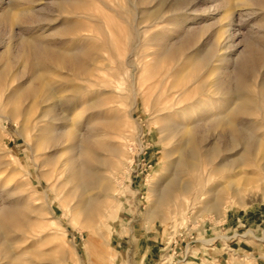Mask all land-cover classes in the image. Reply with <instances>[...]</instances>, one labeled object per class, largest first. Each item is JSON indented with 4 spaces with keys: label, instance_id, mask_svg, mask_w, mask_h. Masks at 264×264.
Returning <instances> with one entry per match:
<instances>
[{
    "label": "rangeland",
    "instance_id": "374dc122",
    "mask_svg": "<svg viewBox=\"0 0 264 264\" xmlns=\"http://www.w3.org/2000/svg\"><path fill=\"white\" fill-rule=\"evenodd\" d=\"M70 1L0 0V209L10 225L0 235L7 257L0 264H264L260 155L210 177L212 189L231 181L241 192L219 214L203 212L206 200L198 199L207 171L241 155L242 146H229L231 129H251L264 145V2L229 0L241 6L225 12L221 0H185L182 9L174 0H118L113 12L98 0ZM24 16L33 23L20 25ZM28 38L41 42V51ZM81 49L94 51L82 60L86 75L59 57ZM249 49L253 56L242 61ZM236 80L243 101L233 92ZM50 90L58 94L44 102ZM61 100L51 109L61 120L48 130V103ZM92 100L99 109L86 108ZM93 114L106 124L97 126L98 140L117 143L122 162L94 216L95 192H81L62 172L77 151L51 146L57 136L62 145L69 136L79 140V126ZM114 121L120 130L109 125ZM191 145L196 155L183 160L198 168L180 178L199 175L196 193L157 205L168 163L179 158L178 147ZM71 165L76 171L75 160Z\"/></svg>",
    "mask_w": 264,
    "mask_h": 264
},
{
    "label": "bare ground",
    "instance_id": "6f19581e",
    "mask_svg": "<svg viewBox=\"0 0 264 264\" xmlns=\"http://www.w3.org/2000/svg\"><path fill=\"white\" fill-rule=\"evenodd\" d=\"M143 1L144 0L139 1L140 4H142ZM98 2L102 8L107 9L109 11H113V12H116L117 11L116 8H119V6H120L118 3V0H117V3H114V1H113V5H114L113 7H110L109 1L98 0ZM186 2L187 1H185V0H174L173 7H175L176 9H177V7L179 9V7H180V9H182L181 7H185L187 5ZM221 2H222V4L220 3V5L225 7V9L223 8L225 10V12H226V10L229 11V10L234 9L235 7L241 6L240 3H239L240 5L239 4L234 5L233 3H230L229 0H225V1L221 0ZM263 2H264V0H248L247 1V3L254 5V6H258V7ZM160 3L162 4V1ZM241 3H243V2L241 1ZM80 4H82V3L78 0H71L70 2H68V5H70L69 7H73V6L78 7V6H80ZM66 5H64V7ZM58 6H60V5H58ZM61 6H63V5H61ZM24 17L25 18L22 17V18L18 19V23L20 25L26 26L27 24L33 23L32 19L30 17H26V16H24ZM261 22H262L261 25L264 26L263 21H261ZM77 28H78V26L76 27V26L72 25V26H69L67 29L72 32V31H75V29H77ZM30 30L31 29H28V31H30ZM28 40H29L28 45H30V47H32V49H34L37 52L41 51V48L43 47V46L42 47L40 46L41 42L39 44H37L36 43L37 40L32 41V39H29V38H28ZM93 52L94 51H90L87 49H81L77 52L72 50L69 53L60 55L59 57H61L63 59L66 69L73 71L74 68H78V69H80V72L82 71V73L85 74L90 67L88 68V66H86V64H84V62L82 60H83V58H85V59L86 58H89V59L92 58L94 56ZM170 52H169V50L166 49V54L167 53L169 54ZM95 54H96V52H95ZM169 55H171V54H169ZM263 55H264V50H262V52L260 54L258 53V58L260 56H263ZM206 56L207 55L205 53L204 57L202 59H204ZM252 56H253V51L251 49H249L245 53V55L242 56V61H244V60H246ZM86 61H87V59H86ZM239 77L243 78L241 75ZM2 82H3V80H2ZM232 87L234 89L233 92L235 94H237V96H238L237 99L240 101L241 100L243 101V98H242V96H243L242 93L244 92L243 91V82L241 80L240 81L236 80L235 83H233ZM260 87L264 91V79L260 82ZM18 89H20V88H18ZM55 91L50 90L51 95L49 97H46L43 101L46 102V101L51 100V98L54 95H56L55 93H57ZM75 91L77 92V90H75ZM22 92H24V91L21 90L20 93H22ZM40 98H38V99H40ZM36 102H38V101H36ZM62 103H64V102H62V100H61L59 103L51 102L50 104L48 103V106L45 105L48 107L49 110L48 111H46L47 109L45 110L46 112H45L44 116L49 117L48 123L51 125V127H47V128H50L48 130L54 129L53 127L56 126L58 121L61 120V119H58L57 117H55L54 114L53 115L51 114V109L57 108L60 105H63ZM85 106L87 109L97 110L100 108L101 103L98 100H92V101L88 102ZM74 110H75V105H73L72 103L69 104L67 111L72 112ZM240 110H241V107H237L235 109V114H233L234 117L237 115V113L240 114L239 113ZM88 112H91V111H88ZM95 112H93V113H95ZM95 114H93L94 116H92L93 117L92 120L90 118H85L84 124L81 126L78 125L79 126L78 133L79 132L82 133L83 131H85V134H83V135L81 134V137L79 135V140L76 139L77 137H74V136L70 137L69 136V138H70L69 143L67 145H62V142H60L61 141L60 136H57L55 139V142H53L51 145L55 149L62 146L63 151H73V150L77 151V154L75 155L76 159H74V158L73 159L69 158L68 160L66 159L67 160V163L65 165L66 167H64L65 169L62 172H65L66 176L68 178H70L71 180L77 179V181H78L77 188L81 192H86V191L95 192V194L92 196V198L90 200V202L95 203L94 208H92V210H91V214L93 216L101 214V211L99 208L100 198L102 196H108V193L112 190L111 187H112V181L115 178L114 176L116 175V172L119 169V165H122V162H120L121 150H120V147L118 146V144L115 142H111L109 144H104L100 140H98V138L102 135V133H100L97 126H100V125L103 126L102 124H105V122L97 117L98 114L97 115H95ZM62 120H64V119H62ZM76 124H80V123H75L74 125H76ZM109 125L116 129L119 127V122L114 121V123L111 122ZM62 128H64V127H62ZM165 130H169L170 132L172 131L170 133V135L172 133H175L174 132L175 130L172 129L171 127L165 126ZM228 135L230 136L229 146H231L232 148H235L238 145L242 146V150L240 151L241 155L239 156V158L237 160H233V162H230L228 164L226 162L225 163L220 162L218 165L210 168L207 171V177L203 176L204 177V178H202L203 179L202 180V188H203L202 190L203 191L200 192L198 199H199V201L200 200L201 201L206 200V202H204V209H203V212H205L206 214H212V213L219 214L220 210H222V205H224L227 200L236 199V198L238 199L241 195V192L238 189L239 186L235 185L234 183H231V181H228L227 186H224V187H221L220 185H219V187H216L213 189L211 187H208V183L211 181L210 177L213 176L214 173H220V172L227 171L233 165H245L248 158L254 157L256 159V157L258 158L260 155L259 158L261 159L260 161H262V164L259 163L258 165H256L255 174H257L259 172L260 174L264 175V145L259 144V142L255 139V133L253 132V130L247 129L246 127L238 128V129H231ZM54 137H52V139H54ZM257 147H259V148H257ZM256 148L259 149V153L258 152L255 153ZM176 152L178 153L179 158L176 160L170 161L168 163V165L166 167L167 169L165 172L166 173L165 178H163V181H162V187H161L162 189L160 191H158V193H156L157 194V196H156L157 200L154 203H157V205H160V204L167 202L174 195H175L174 197H182L183 199L189 201V199H191V197L193 196V194L196 193V191L199 187L200 180H201V178H199V175H195L192 179L186 180V181H183L180 178V174L183 173V171H186V170L196 171L197 170L198 167L194 166V164L193 165L188 164L185 162L186 160H183V158H185V157H194L196 155V153H197L196 146L191 145V147L188 150H185L183 148L178 147L176 149ZM217 153H218V149H216L215 147L212 148L211 150H209L204 156L206 159V162L210 161V159L212 157H214ZM104 154L109 156L110 158L109 159L104 158L103 157ZM172 154H174V152H172ZM167 157H169V156H167ZM74 160H75V164L77 166L76 171L72 169V165H71V161L73 162ZM244 180H247V179H244ZM152 192H153V189H152ZM155 192H156V189H154V193ZM173 203L177 204L176 199L174 200ZM85 204H87V203H85ZM7 214H8L7 210H5L3 208L0 209V235H1V232L3 229H7L10 226L9 222L7 220ZM177 214H178V212H177ZM211 241L212 240H206L203 242L206 244H209ZM6 251H7V249H5L3 246V253ZM0 255H1L0 256V262H1V260L7 259V257L4 254L1 253ZM18 262L17 263H11V264H18Z\"/></svg>",
    "mask_w": 264,
    "mask_h": 264
}]
</instances>
